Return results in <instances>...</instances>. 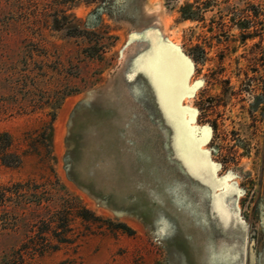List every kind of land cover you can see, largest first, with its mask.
<instances>
[{
  "label": "rangeland",
  "instance_id": "obj_1",
  "mask_svg": "<svg viewBox=\"0 0 264 264\" xmlns=\"http://www.w3.org/2000/svg\"><path fill=\"white\" fill-rule=\"evenodd\" d=\"M258 95L264 0H0V264H264Z\"/></svg>",
  "mask_w": 264,
  "mask_h": 264
},
{
  "label": "trees",
  "instance_id": "obj_2",
  "mask_svg": "<svg viewBox=\"0 0 264 264\" xmlns=\"http://www.w3.org/2000/svg\"><path fill=\"white\" fill-rule=\"evenodd\" d=\"M11 144H12L11 138H10L8 133H4V134L0 135V158L3 162V164H5L7 166H18L21 163V158L18 155L14 154L12 152H9V148H10ZM120 226L127 228V226L125 224H120ZM66 241H67L66 238H64V237L60 238V242H66ZM57 249H58V245H54L50 248H48V246H47L46 248L41 250L39 254L42 255V254H44L50 250H57Z\"/></svg>",
  "mask_w": 264,
  "mask_h": 264
},
{
  "label": "flooded vegetation",
  "instance_id": "obj_3",
  "mask_svg": "<svg viewBox=\"0 0 264 264\" xmlns=\"http://www.w3.org/2000/svg\"><path fill=\"white\" fill-rule=\"evenodd\" d=\"M193 60H194V63L196 64V61H195V58H193ZM195 69H196V66H195ZM224 71V70H223ZM221 72V73H219V72H217V73H215L214 75H215V77H216V81L215 82H217L218 83V80L219 79H224V84H226L227 85V88L229 87V86H231V78L230 77H225V75H223L224 74V72ZM232 96L234 95V94H232L231 92H229ZM236 95V94H235ZM222 100V99H221ZM203 101V100H202ZM222 102H225L224 100H222ZM264 102V96H260V95H258L257 96V99H256V102H255V106H258L260 103H263ZM208 104H211V99L209 100V102H207ZM227 103V102H226ZM213 109V107H212V105H211V107L208 109L209 111L210 110H212Z\"/></svg>",
  "mask_w": 264,
  "mask_h": 264
}]
</instances>
